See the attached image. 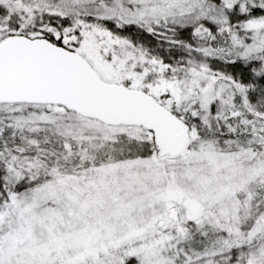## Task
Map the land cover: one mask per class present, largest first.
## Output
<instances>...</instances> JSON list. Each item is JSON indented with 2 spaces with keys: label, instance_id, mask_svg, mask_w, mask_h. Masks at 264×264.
<instances>
[{
  "label": "snow or ice",
  "instance_id": "obj_1",
  "mask_svg": "<svg viewBox=\"0 0 264 264\" xmlns=\"http://www.w3.org/2000/svg\"><path fill=\"white\" fill-rule=\"evenodd\" d=\"M0 264H264V0H0Z\"/></svg>",
  "mask_w": 264,
  "mask_h": 264
}]
</instances>
